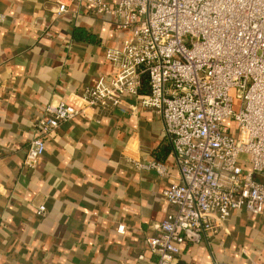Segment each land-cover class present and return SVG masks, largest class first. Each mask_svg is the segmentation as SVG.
Segmentation results:
<instances>
[{
	"label": "crops",
	"instance_id": "crops-1",
	"mask_svg": "<svg viewBox=\"0 0 264 264\" xmlns=\"http://www.w3.org/2000/svg\"><path fill=\"white\" fill-rule=\"evenodd\" d=\"M58 4L0 0V264H152L146 239L176 208L163 190L181 180L161 116L133 114L134 98L125 110L90 109L25 165L44 108L81 101L111 73L106 50L122 36L114 16L75 6L58 15ZM155 160L166 175L148 166ZM177 264H264V214L232 210L212 237L183 243Z\"/></svg>",
	"mask_w": 264,
	"mask_h": 264
},
{
	"label": "built area",
	"instance_id": "built-area-1",
	"mask_svg": "<svg viewBox=\"0 0 264 264\" xmlns=\"http://www.w3.org/2000/svg\"><path fill=\"white\" fill-rule=\"evenodd\" d=\"M72 6L116 18L122 36L106 50L112 71L81 101L44 108L25 165H38L62 123L93 108L125 110L134 98L133 114L143 108L163 119L181 175L163 190L175 210L146 239L152 264H177L183 243L212 237L232 210L264 214V0H59L56 13ZM148 166L167 174L160 161Z\"/></svg>",
	"mask_w": 264,
	"mask_h": 264
},
{
	"label": "rangeland",
	"instance_id": "rangeland-1",
	"mask_svg": "<svg viewBox=\"0 0 264 264\" xmlns=\"http://www.w3.org/2000/svg\"><path fill=\"white\" fill-rule=\"evenodd\" d=\"M232 94L234 95V103H233V107H234V109L235 110H239V108H240V100L239 99H237V97H236V93H234V92H232ZM231 122V124H233V127H234V122H232V121H230ZM234 135H236V133H234Z\"/></svg>",
	"mask_w": 264,
	"mask_h": 264
},
{
	"label": "trees",
	"instance_id": "trees-1",
	"mask_svg": "<svg viewBox=\"0 0 264 264\" xmlns=\"http://www.w3.org/2000/svg\"><path fill=\"white\" fill-rule=\"evenodd\" d=\"M148 93H149V89H148L147 84L145 83L144 86L141 89V94L146 95Z\"/></svg>",
	"mask_w": 264,
	"mask_h": 264
}]
</instances>
